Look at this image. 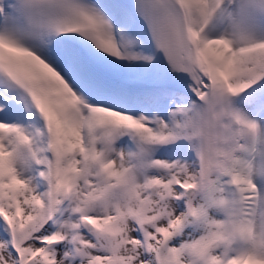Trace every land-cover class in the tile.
Listing matches in <instances>:
<instances>
[{"label":"snow or ice","instance_id":"obj_1","mask_svg":"<svg viewBox=\"0 0 264 264\" xmlns=\"http://www.w3.org/2000/svg\"><path fill=\"white\" fill-rule=\"evenodd\" d=\"M0 264H264V0H0Z\"/></svg>","mask_w":264,"mask_h":264}]
</instances>
